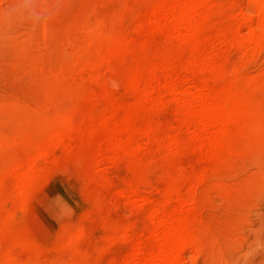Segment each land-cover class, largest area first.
Masks as SVG:
<instances>
[{
	"label": "bare ground",
	"instance_id": "6f19581e",
	"mask_svg": "<svg viewBox=\"0 0 264 264\" xmlns=\"http://www.w3.org/2000/svg\"><path fill=\"white\" fill-rule=\"evenodd\" d=\"M105 5L114 7L115 23H109L92 9L75 17L68 29L54 31L76 46L70 55L59 59L57 68L50 70L53 87L48 94L35 103L9 100V115H0V148L20 147L14 154L5 155L0 164V190L16 192L15 199L1 205L0 264L41 263L43 247L26 234L19 213H26L24 200L43 184L45 165L73 142L80 141L91 148L93 154L88 161L98 164L104 160L131 161L139 151L148 148L167 154L203 152V160L220 161L226 155L231 158L238 154L244 146L264 140V109L255 104L252 96L264 88V73L244 78L241 62L227 67L231 50L239 52L241 60L246 61L263 47L264 0H251L242 18L235 19L230 29L219 30L216 37L205 32L211 27L208 22L224 9L212 0H146L139 8L126 3L117 6L112 1ZM245 24L249 31L243 35L241 28ZM147 29L167 33L190 49L182 53L159 50L134 60L123 80L124 91L134 97L132 102L117 97L103 107L94 106L81 114L58 97L63 88L65 95L73 99L87 97L85 84L65 86L70 78L83 72L90 74L92 94L110 98L116 95L118 87L105 79L102 70L107 68L115 73L114 64L130 54L137 43L129 34H142ZM54 32L47 30L49 35ZM206 42L209 47L202 49ZM197 72L202 77L194 79ZM188 82L192 84L190 88L180 90ZM166 90L178 94L183 108L176 111L173 132L148 114ZM184 134H188L189 141L183 138ZM192 141H198L200 146H193ZM135 177L123 191L126 195L129 189L138 194L140 186L150 181L149 177ZM206 177L204 172L183 167L170 174L164 191L167 200L152 209L147 237L135 241L133 253L124 264H182L188 249L204 252L209 247L214 236L201 226L187 223L189 209H203L209 188L221 193L234 189L217 181L200 193L198 187ZM172 202L174 206L168 210ZM129 231V227L121 226L115 233L127 238ZM85 234L83 227L67 230L60 248L73 251ZM16 247L31 249L34 255L20 258L14 251ZM67 264H91V255L79 252Z\"/></svg>",
	"mask_w": 264,
	"mask_h": 264
},
{
	"label": "rangeland",
	"instance_id": "374dc122",
	"mask_svg": "<svg viewBox=\"0 0 264 264\" xmlns=\"http://www.w3.org/2000/svg\"><path fill=\"white\" fill-rule=\"evenodd\" d=\"M108 1L117 6L126 3L129 7L139 8L146 0L0 2V115H9V100L35 103L48 94L53 87L50 70L57 68L59 59L70 55L76 46L66 36L54 31L68 29L75 17L92 9L109 23H115L114 7L105 5ZM212 2L220 3L224 9L208 22L211 27L205 32L207 36L216 37L219 30L230 29L235 19L242 18L251 0ZM133 27L132 24L130 28ZM47 30L54 33L49 35ZM248 31V25H243L242 34L246 35ZM129 35L137 40L136 49L114 64L115 73L107 68L102 70L105 79L113 81V86L119 88L116 95L110 98L92 94L90 74L83 72L70 78L65 86L85 84L87 97L73 99L65 95L64 88L58 97L81 114L91 111L94 106L103 107L117 97L130 103L134 97L131 92L124 91L123 80L134 60L159 50L182 53V50L190 49L187 44L171 39L167 33L147 29L142 34L132 32ZM208 47V42L201 46L202 49ZM228 59V69L233 62H241V76L244 78L264 73V45L249 60H241L239 52L233 50L229 52ZM200 77L202 75L197 72L194 79ZM191 85L185 83L180 90L189 89ZM163 93L162 100L148 114L173 132V125H177L176 111L182 106L177 93L167 90ZM252 96L255 104L264 109V88ZM183 138L189 141L188 134ZM191 143L195 147L200 146L198 141ZM19 149L0 148V164L4 163L5 155L14 154ZM92 154L91 148L80 141L62 148L58 158L45 165L41 175L43 184L24 200L27 211L19 213V216L26 234L43 247L40 264H67L75 260L79 252H88L91 264H124L133 253L135 241L147 237L150 212L167 200L164 191L168 178L181 167L207 174L198 187L200 193L205 192L208 184L217 181L235 190L221 193L209 188L205 192L203 209L198 212L189 209L187 223L193 227L201 226L214 237L204 252L188 249L182 264H264V140L244 146L238 154L231 158L226 155L220 161L203 160V152L167 154L148 148L139 151L131 161L124 159L112 163L104 160L94 164L88 161ZM135 176L149 177L150 181L148 185L140 186L138 194L129 189L126 195L123 191L130 187ZM15 193L0 190V221L3 201H11ZM175 198L173 196V201ZM173 206L174 202L168 210ZM121 226L130 228V237H119L115 233ZM78 227L85 228L86 234L78 240L75 249L60 248L66 231ZM14 251L23 259L34 255L31 249L16 247Z\"/></svg>",
	"mask_w": 264,
	"mask_h": 264
}]
</instances>
